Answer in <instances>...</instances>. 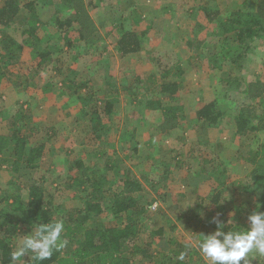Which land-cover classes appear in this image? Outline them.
<instances>
[{"label":"rangeland","instance_id":"obj_1","mask_svg":"<svg viewBox=\"0 0 264 264\" xmlns=\"http://www.w3.org/2000/svg\"><path fill=\"white\" fill-rule=\"evenodd\" d=\"M4 1L0 0V5ZM14 1L20 13L5 30L15 43L10 47L0 43V53L5 55L0 62V126L20 130L27 136L28 150L43 145L44 152L39 170L31 171L22 164L17 173L4 161L13 159L12 147L0 154V199L19 187L26 203V182L44 176L46 193L53 199V217L63 220L69 212L77 218L91 185L88 181L71 187L72 176H104L105 205L112 196L111 183L120 182L124 171L130 169L143 184L141 206L127 213L133 218L139 246L151 240L158 242L155 230L163 228L164 236L171 241L166 250H175L177 257L185 251L188 238L215 230L211 221L217 214L225 221L230 216L229 228L246 226L247 215L264 197V189L252 180L262 157L253 162L247 150L249 145L252 149L264 146V128L242 137L236 132V118L239 108L249 106L254 107L255 119L264 122V106L259 107L264 90L252 100L241 94L247 82H264V33L252 42L243 68L238 69L220 54L229 42L235 43L234 33L225 41V36L218 34V24L237 10L257 11L261 0H84L97 7L87 8L97 32L84 49L75 29L60 37H48L45 35L50 31L40 25L38 35L45 42L58 41L61 52L41 63L38 72L35 68L39 59L32 57L22 33L25 19L31 16L27 5L37 1L35 8L46 22L61 0ZM205 4L218 8L216 21L208 22L201 11ZM122 26L148 30L139 52L121 56L116 50ZM2 29L0 25V38ZM9 52L18 57L16 62L9 58ZM165 71L170 72L168 79L181 84L177 102L180 125L162 132L161 111L145 108V101ZM107 73L110 84L106 83ZM74 79L78 85L88 82L93 87L91 99L86 88H69ZM107 99L114 109L109 115L101 113L103 135L98 137L89 113L96 108L102 111ZM212 101L223 112L215 125L196 115L203 104ZM76 161L83 165L75 166ZM211 176L224 180L225 198L220 206L207 198ZM257 206L264 211L260 204ZM111 223H116L115 216L104 211L89 219L87 225ZM31 230L26 227L10 238L12 246L15 248L16 241ZM154 250L152 258L141 260L145 264H166L155 244ZM68 251L66 247L63 254ZM184 261L206 264L194 247L187 249ZM32 262L25 255L16 264ZM252 264H264V257Z\"/></svg>","mask_w":264,"mask_h":264},{"label":"trees","instance_id":"obj_2","mask_svg":"<svg viewBox=\"0 0 264 264\" xmlns=\"http://www.w3.org/2000/svg\"><path fill=\"white\" fill-rule=\"evenodd\" d=\"M50 4V3H49ZM37 1H33L27 5L31 11V16L25 19V28L22 33L26 35L25 43L30 47L31 55L38 60L35 71H40L39 65L45 63L54 54L61 52L58 47V41L51 42L43 41L38 35L40 25L46 30V35L53 37L68 32L72 29L77 31L79 39L84 42V49L92 38L91 35L97 32L95 22L91 18L88 6L97 8L93 2L85 3L84 0H61L55 5L53 14H50V19L42 22V15L36 10ZM201 11L205 13L208 22H214L219 18L218 8L205 4L201 6ZM20 13V6L14 0H5L0 5V25L3 26L0 43L7 46L15 43V40L7 31V27L13 25ZM42 23V24H41ZM218 27L220 31L218 34L225 36V41L230 33H234L235 43L229 44L222 48L220 52L225 60L230 62L238 69H242L245 58L251 50L252 42L262 37L264 33V0L260 1L258 10L242 11L237 10L225 20H219ZM54 30L56 31L54 33ZM121 34L115 42V48L121 56H126L131 53L139 52L144 45L147 37V29H139L138 27H124L122 26ZM52 32V33H51ZM71 45V43H69ZM11 53V52H9ZM14 62L17 61V56L12 53L9 55ZM5 60V55L0 53V62ZM14 64V63H13ZM169 71L161 77V81L156 86L155 91L145 101V108L151 110L161 111L163 118L159 124L162 132L175 129L180 125L177 113L180 110L177 102L180 100L179 92L181 84L177 80H170L167 78ZM107 73L106 83H111V76ZM86 88L87 97L91 99L90 91L92 86L88 82H83L81 85L77 84V79L71 81L70 89ZM264 82L256 79L247 82L241 94L247 100H252L263 95ZM175 103V104H174ZM260 106H264L262 101ZM252 108L243 106L239 108L236 118V132L238 135L245 137L249 133L257 132L264 128L262 119H255L252 115ZM113 102L110 100L104 101L102 111L97 108L89 113L91 127L96 132L98 137L102 136V112L104 114L113 113ZM199 120H204L211 125L219 122L223 116V112L216 107L215 102L203 104L196 112ZM100 129V130H99ZM12 147L13 159H5L9 164V168L13 173L20 171V166L23 164L31 171L40 169V163L43 157L44 146L39 145L27 149V136L20 130H11L6 125L0 126V154ZM249 154H252V161L257 162L259 158L258 167L253 171L256 177L253 178V184L264 189V146L257 149H252L249 145ZM137 147L134 148L136 153ZM101 151V150H100ZM103 151V150H102ZM251 152V153H250ZM104 154L106 152L103 151ZM99 154L100 156H103ZM82 166V161H76L75 166ZM111 167V166H110ZM90 182V191L84 197L85 207L78 209L75 218L72 213L64 214L63 222L65 231L63 238L68 243L58 251H54L52 256L44 261H35L33 264H145L144 260L152 258L155 250L154 244L158 251L162 252V261L166 264H187L185 261L176 259V251L173 249L166 250V246H170L171 241L164 236L163 228L155 230L158 242L148 241L143 246H139L136 242L138 233L135 229L133 218L127 217L130 210H138L141 206L142 196L139 193L143 190V184L138 177L133 174L130 169L124 171L123 178L117 184L111 183L110 188L113 189L112 196L108 199L105 205L102 200L106 199L103 196L104 176L98 179L87 177L86 179L72 176L73 184L71 187L84 185ZM224 180L223 178H216L211 176L208 186L211 189L207 198L213 205H222L224 196ZM28 189V197L26 203L23 202L22 193L19 187L16 190L9 192L4 197H1L0 203V264H13L11 260V252L14 250L10 238H13L26 227L32 229L36 223H48L57 220L53 217L52 196L47 195L45 189V178L41 176L39 179H34L31 182H26ZM264 196V194H263ZM257 205L264 207L263 199L256 201ZM104 211H109L115 216L116 223L101 225L97 227L88 226V221L95 215H100ZM81 215V216H80ZM127 218V220H124ZM124 222L123 225L117 222ZM126 221V222H125ZM68 248V254L63 252ZM127 247L128 250L124 251ZM165 253V254H164ZM140 258V262L138 259Z\"/></svg>","mask_w":264,"mask_h":264},{"label":"clouds","instance_id":"obj_3","mask_svg":"<svg viewBox=\"0 0 264 264\" xmlns=\"http://www.w3.org/2000/svg\"><path fill=\"white\" fill-rule=\"evenodd\" d=\"M256 205L247 215L246 226L229 228V218L220 219V214L212 218L216 225L214 231L202 234L195 239L188 238L184 243L185 251L176 257L184 261L187 249L196 248L206 264H252L258 257H264V211ZM234 214L232 220L234 221ZM65 225L57 219L48 223H36L30 233L16 241L11 252L13 264L27 255L35 261L49 259L54 251L63 249L68 241L63 238Z\"/></svg>","mask_w":264,"mask_h":264}]
</instances>
